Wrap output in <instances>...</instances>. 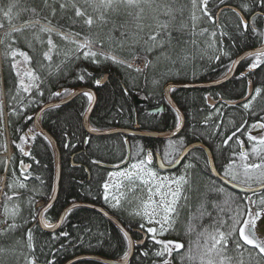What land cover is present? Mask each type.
<instances>
[{"label": "trees", "instance_id": "obj_1", "mask_svg": "<svg viewBox=\"0 0 264 264\" xmlns=\"http://www.w3.org/2000/svg\"><path fill=\"white\" fill-rule=\"evenodd\" d=\"M245 0H226L225 4H220V0H209L208 9L216 17L220 25L224 26V31L229 33L223 38L222 47L230 55L222 56L219 61L214 59L217 54L215 48L221 47L217 41L215 48H209L210 37L208 34L195 37L196 43L193 45L189 41L193 39L192 32V3L191 0H156L161 6L167 5L173 10V17L165 16L161 9L145 7L143 18L136 21L127 13L135 11L121 8L119 12L111 11L104 13V20H100V13L93 10L85 0H0V67L2 68L3 82L0 81V99L5 97L7 111L3 105V119L0 125V150L6 148V126L8 127L12 154L8 167V188L2 201V220L5 221L4 205H8V215L11 216L14 205L19 204V215L15 219L18 225L15 231L7 234H0V264H27V260L34 255L38 264H63L66 260L83 253L98 254L108 258H120L128 251L129 245L124 237V232L101 212L88 207L76 206L71 213H67L63 222L54 230L45 229L32 219L36 209L40 206V201H48L53 192L55 156L53 147L49 139H46L41 132L34 129L35 139L25 136L28 129L34 128L33 120H27V116L34 115L36 111L47 101L68 95L75 88L85 85L96 90L97 100L91 112L90 122L98 129H107L116 126L133 127L139 123L140 128L147 130H167L174 128L177 124V112L164 96V86L169 81L188 82L206 81L223 76L232 60L243 50L261 44L262 38L252 37L251 31L244 33L238 30L239 23L236 16L228 11L229 7L223 8L217 16L218 10L226 4L237 6ZM61 4H65L62 9ZM75 4L82 10H86L88 15L93 17L94 23L91 27L85 24V18L75 15ZM11 8L10 19L3 13ZM35 10V12H33ZM53 10L55 14H53ZM255 12H258L254 14ZM259 7L254 9V13H244L249 22L255 16L256 28L264 31V16ZM254 14V15H252ZM196 15L201 18L197 21L196 31L208 29V32L215 30V25L210 23L207 17H203L197 9ZM169 20L170 29L173 36V47L154 49L147 53V59L153 61V66L147 67L143 71H136L125 64H115L110 60L99 59L93 62L85 59L83 50L80 53L73 52V45L69 42L72 39H80L83 42L84 36L99 37L101 45L93 48L94 51H102L116 55L119 59L145 56L143 51V37L148 31H136V24L154 26L156 18ZM53 29L52 39L56 49L52 52V61H45L42 58L44 51H47V33H39V29L34 30L39 33L40 38L45 41L42 45L34 39V31L26 30L22 33H13L6 37L13 28H21L25 22L35 23ZM187 27L181 30V25ZM123 26V27H121ZM127 31L124 47H119L116 41L124 39L121 32ZM60 32L69 36V40L55 35ZM78 33L79 37L70 34ZM111 37V39H109ZM29 42L31 47H29ZM11 43L13 48L25 51L33 57L30 65L41 77L40 96L36 89L32 93H17L16 86L18 78L16 70L11 67L12 60L5 56V44ZM171 56L174 63L166 59ZM77 56L79 58H77ZM187 56L188 59H184ZM22 58L17 57L20 61ZM253 57H247L240 65L245 68L252 62ZM40 64H44L43 69ZM50 64V66H49ZM21 68V66L19 65ZM86 70L90 75H86L83 81L78 77ZM108 74V79L97 85L103 74ZM253 82L254 88L264 86V66L248 75ZM248 78L240 76L232 77L227 82L214 87H175L172 95L185 115V124L181 132L174 138H154L144 136H126L123 133H112L102 135L89 134L82 125V118L90 103L83 93L76 96L71 101L49 107L41 116L43 126L48 129L56 138L61 151V180L58 196L55 202L45 212V217L51 221L57 220L61 211L73 201H85L97 203L101 198L100 183L106 178L107 169L99 162L109 165H117L124 161L128 154V137L130 143V161L144 159L146 154L157 151L165 162L166 147L169 140H183L184 147L193 141H202L211 149L216 166L220 173L224 175V166L233 157V153L240 151V145L236 143L234 137L229 141L228 146L223 145V140L227 139L232 132L245 124L244 129L237 133L242 140L246 151L251 150V144L247 139L248 127L257 121L264 123V98H258L255 104L256 114L252 115V110L245 111L243 103H230L223 107L219 114H211L212 106L206 99L207 94L212 91L216 96L221 95L223 101L236 100L248 93ZM156 81V83H153ZM27 82V81H26ZM68 89V93L63 90ZM60 92L59 97L52 93ZM136 94L142 99L137 102ZM0 103L3 102L0 100ZM163 106L158 112L151 111L154 108ZM15 109V115L11 114ZM211 116V117H210ZM5 117L7 123L5 125ZM210 117V119H209ZM220 125L217 130L216 125ZM252 132L255 131L252 129ZM88 138L87 143H85ZM15 141V145L13 143ZM69 145L65 147V145ZM17 145L19 147H17ZM183 147V148H184ZM30 151V155H24L20 149ZM181 148V150L183 149ZM81 150V151H79ZM180 150V152H181ZM171 151V149H169ZM71 156L78 165L73 164ZM191 158L192 167L188 168V184L185 185V195L189 196L187 205L181 201L178 207V215L169 231L164 235V239L173 240L184 245L178 251L172 253V259L176 264H194L187 259V252L190 245L195 254V241L198 233L204 227L212 224L213 219L218 214V209L211 204L204 205V209L212 215H204L198 219L201 211L203 199L201 193L208 192L207 199L215 201L221 206L229 198H239L241 205L247 204L245 197H252L258 200L264 191L245 193L233 189L225 184L221 179L214 176L208 168L206 152L201 147L193 148L187 158ZM177 158V157H176ZM5 157H0V169L4 168ZM21 162L30 165L26 169H21ZM258 162V161H257ZM153 168H157L155 162H151ZM239 175L235 182L245 180L243 170H237ZM15 173V175L13 174ZM23 183L24 188L19 184ZM12 187H9V185ZM241 184V183H240ZM216 188H223L224 192L215 191ZM16 193V195H13ZM7 197H12L7 201ZM32 204H29V201ZM249 207H254L249 205ZM227 220L228 214L221 216ZM125 227L134 236H139L137 232H132V225L144 224L142 219L126 217L120 219ZM8 223L13 221L9 219ZM194 230L189 231V227ZM6 225L2 228L4 229ZM32 229V243L35 251L28 248L27 232ZM67 232L68 236L60 234ZM53 236L57 237L53 239ZM231 247V245H230ZM251 246H249L250 248ZM159 248L152 240L148 244L136 246L132 256L125 264H155L166 258L157 257L153 253ZM258 251V250H257ZM148 252V256L142 255ZM233 255L235 253H232ZM256 251L253 252V256ZM183 257V259H182ZM247 257V253H245ZM71 264H109L97 258H81Z\"/></svg>", "mask_w": 264, "mask_h": 264}, {"label": "snow or ice", "instance_id": "obj_2", "mask_svg": "<svg viewBox=\"0 0 264 264\" xmlns=\"http://www.w3.org/2000/svg\"><path fill=\"white\" fill-rule=\"evenodd\" d=\"M85 3L93 8L94 11L99 12L100 20H104V13L113 12L117 13L121 8L123 9H131L135 11H129L127 14L132 16L136 21H140L143 18L145 7L155 9H161L163 7V11L161 14L174 18L173 10L167 6L156 3V0H85ZM192 3V32L191 35L193 39L189 41L193 45L196 43L195 37L203 36L208 34L210 37V42L208 44L209 48H215L217 41L221 44V47L215 48L217 54L214 56V59L219 61L222 56H229L230 53L222 47L223 38L228 36L229 33L224 31V26L219 24V21L216 17H214L208 9L209 0H191ZM226 0H220V4H225ZM60 7L63 9L65 4H61ZM75 8V15L80 18H85V24L91 27L94 23L93 17L88 15L86 10H82L80 7H77L73 4ZM259 7L262 12H264V0H245V2L240 3L235 7H229L228 11L232 12L239 23L236 25L238 30H242L244 33H248L251 31L252 37H260L262 38L261 47L255 49L254 51H250L246 53V56L253 57L252 62L248 64L246 70L240 73V78H245L255 70L259 69L261 66H264V31H258L255 23V16L252 18V22L250 23L248 19L245 18L244 13H254V9ZM199 9L201 15L203 17H207L208 21L215 25V30L212 32H208V29H202L197 32L195 29L197 27V21L201 18L196 15V11ZM11 8L8 11H5L3 15L5 17H9L10 19ZM35 12V10H33ZM53 14L55 11L53 10ZM4 25L0 24V28ZM123 27V26H121ZM148 28V31L145 33L143 37L140 39L144 42L143 51L145 53V67L153 66V61L147 59V53L152 52L154 49H163L165 47L172 48L173 47V36L172 31L170 29V21L169 20H160L158 17L156 18V23L154 26L148 25L145 26L141 23L136 24L137 32H144L145 28ZM187 25H181V30L185 29ZM39 29V33H47L48 39L46 41L47 51H44L42 54V58L45 61H52V52L56 49V45L53 42L52 35L53 29L49 27H45L39 24V20L37 19L35 23L25 22L21 28H13L11 32L5 33L6 37H11L13 33H22L26 30L34 31ZM39 33L34 31V39L39 41L42 45L45 43L40 38ZM55 35L61 36L65 40H69L68 35H64L60 32H56ZM73 36L79 37L78 33L70 34ZM129 36L127 31L121 32L120 41H116L119 47H124L126 43V38ZM111 39V37L109 38ZM69 42L73 45V52L80 53L83 50V56L85 59H90L93 62H99L100 58L103 60H110L112 63L124 65L125 61L119 59L116 55L111 53H104L102 51H94L93 48L97 45H101L103 42L99 37L92 36H84L83 42L80 39H72ZM3 43V41H0ZM29 47H31V43L29 42ZM5 56L10 57L12 60L11 67L16 70V76L18 78V83L16 86L17 93H29L31 94L33 89H36V92L42 96L43 92L40 90V85L42 83L41 77L37 74V71L34 70L30 65L33 63V57L29 56V54L25 51H21L19 49L13 48L11 43L5 44ZM133 58H138L135 53H131ZM17 57L22 58V64L24 65L23 70L19 65L21 61L17 60ZM77 58H79L77 56ZM166 59L171 62H175L172 60L171 56H165ZM184 59H188L187 56ZM240 61H232V64H238ZM50 66V64H49ZM45 67L44 64H40V68L43 69ZM127 67L131 68V64H127ZM136 71H141V69H136ZM232 72V68H228V72L225 73V76L228 73ZM86 75H90L86 70L79 75L78 79L83 81ZM27 81V82H26ZM97 85L100 84V81L97 80L95 82ZM156 83V81H153ZM252 80H248V93L245 94L244 99L246 102L242 104V107L245 111L252 110L251 114L255 115V104L258 98H264V86L256 87L254 89V94L252 91ZM65 93H68V89L63 90ZM53 96L59 97L61 95L60 92L52 93ZM84 96L87 97L89 103H91L94 99V93L85 91L83 93ZM251 97L250 99L248 97ZM206 99H209L206 96ZM54 107H58L59 105H52ZM86 111H90V109H86ZM220 109H216V112L219 114ZM260 111H264V109H260ZM13 115L17 114L16 110L13 109ZM3 119V104L0 103V125H2ZM27 120H32V116H27ZM210 119V117H209ZM182 117L179 112H177V127L181 126ZM247 122L245 121V124ZM245 124H241L240 128H237L236 131L232 132L231 135L227 137V139L223 140V145L228 146L229 141H232L233 138H236V143L240 145V151L238 153H233L232 159H230L229 163L224 166V176L229 178L230 181H236L238 179V169L243 170V175L245 180L240 181L241 184L246 185L242 190L245 192H252L253 195L256 194L257 190L264 191V136L257 137L256 135H252V129L261 128L264 129V123L257 121L248 127L247 139L251 144V150L246 151L243 149V141L239 139L237 133L241 132L244 129ZM217 130H219L220 125H216ZM95 131V130H93ZM27 136H32L35 139L34 128L28 129V132L25 133L24 137L20 139H25ZM48 139L47 137H45ZM15 145V141H13ZM69 145H65L68 147ZM17 147H19L17 145ZM184 147L183 140H169L168 146L166 147L164 158L167 159L168 163L177 162L176 157L179 156L181 148ZM171 149V151H169ZM24 155H30V151H25L24 149H20ZM153 159V154L149 151L144 159L138 160L137 163L131 165V169L136 170L135 173L131 171L127 172H119V173H109V176H124L131 183L136 177L147 175L150 180H145L144 183L148 184L151 181H157V176L154 171L151 170L148 165H151ZM258 161V162H257ZM5 165L7 161L3 162ZM30 167V165H24L21 162V169H26ZM192 167V165H185V169ZM212 171L215 172V168L213 166ZM15 175V173H13ZM217 175H219L217 173ZM188 184V180L185 175H181L179 177H174L169 180L168 177H164L162 181L156 182L153 188H149V196L147 200H141L140 204L137 206V209H134L132 213L133 216H139L141 219L147 221L148 225H157V226H145V224H140L141 229H145L146 233L151 234V240L154 245H158L159 248L153 253V255L157 257H165L171 256L174 251H178L184 247L183 244L178 243L172 240H164L158 237L163 236L169 229L172 224L175 222V217L178 215V205L181 200L185 201V206L189 200V196L185 195V185ZM256 185L257 187H254ZM9 187H12L10 184ZM20 188H24L25 185L23 183L19 184ZM105 190L104 199L106 202L108 201V189L109 183L106 181L103 186ZM213 189H209L207 192L201 193L203 202L201 208L204 209V205L211 204L213 208L218 209V214L216 218L213 219L211 225L204 227L203 231L198 233L197 240L195 241V254L193 253V248L190 245L189 250L187 252V259L190 262H194V264H264V239H258L256 236V226L257 222L261 219L262 214H264V195H262L258 200L253 199L252 197H245L248 201L247 204L241 205L238 200L239 198L229 197L223 202V206L218 204L215 201H209L207 199L208 192ZM217 192H224L223 188H216ZM16 195V193H13ZM154 196H158L159 199H153ZM7 201H11L12 197H7ZM115 199V203L112 205L113 207L120 206V200L118 198ZM29 204H32V201H29ZM249 205H253L254 207H249ZM51 205H42L36 209L35 214L32 216V219L39 223L42 227L49 230H54L57 225H54L49 222L48 219L45 218L44 213L47 212L48 208ZM72 208H68L65 210L66 213H71ZM5 212V224L6 227L0 230V234H7L9 231H15L18 225L14 222L16 217L19 215V204L14 205L12 209L11 216L8 215V205L5 203L4 205ZM228 214V219L224 220L221 218L223 214ZM204 215H208L211 217V213L207 212L206 209L201 211L198 219H202ZM11 219L13 222L8 223L7 221ZM64 217L61 216L60 220L63 222ZM194 229L190 226L189 231H193ZM124 237L128 242L129 247L132 246L131 238L129 237L128 231H124ZM61 236H68L67 232H63L60 234ZM57 237L53 236V239ZM27 240H28V248L31 251H35L34 245L32 243V229H29L27 232ZM137 243H143V241H138ZM231 245V247H230ZM249 246H251L249 248ZM258 250V251H257ZM3 251V249H0ZM256 251V255L253 256V252ZM232 253H235L234 255ZM245 253H247V257H245ZM142 255L148 256V252H143ZM128 253L125 252L124 257L127 258ZM183 259V257H182ZM27 264H38L37 258L33 255L31 259L27 260ZM48 264H54V261H49ZM161 264H170L168 259H163Z\"/></svg>", "mask_w": 264, "mask_h": 264}, {"label": "water", "instance_id": "obj_3", "mask_svg": "<svg viewBox=\"0 0 264 264\" xmlns=\"http://www.w3.org/2000/svg\"><path fill=\"white\" fill-rule=\"evenodd\" d=\"M226 7H235L234 5H223L217 13V16L219 15L220 11L223 8ZM264 14V12H263ZM253 15V14H252ZM245 18L247 19V17L245 16ZM261 44L255 47H251L248 48L246 50H243L241 53H239L234 61H242L243 59H245L246 53L250 52V51H254L257 48H260ZM239 64V63H238ZM238 64H232L231 68H232V72L228 73L227 76H222L220 78L217 79H213V80H206V81H188V82H168L165 86H164V94L166 97V100L168 101V103L170 105H172V107H174V109L179 112L180 116L182 117L181 120V126L178 128L177 126H175L174 128L171 129H167V130H143L140 128L139 123H136L133 127H122V126H116V127H112V128H107V129H103V130H95L91 129L89 126V119H90V115L91 112L95 106L96 100H97V94L94 88L89 87V86H79L77 88H75L71 93H69L68 95H66L65 97L58 99V100H51L48 101L46 103H44L35 113L34 115V123L35 126L43 133L47 136V138L50 140L51 145L53 147V151H54V156H55V173H54V186H53V192L51 197L48 199L47 202L45 201H40L37 205L38 206H42V205H52L57 196H58V192H59V188H60V180H61V154H60V149H59V145L58 142L56 140V138L49 132L48 129H46L42 122H41V115L42 113L48 109L49 107H52V105H62L65 104L69 101H71L72 99H74L76 96H78L81 93H84L85 91L94 93L95 99L91 102V104L89 105L88 109H90V111H86V113L83 116V122H84V126L85 128L88 130V132L92 133V134H112V133H125V134H135L138 136H144V137H154V138H170V137H174L176 136L181 129L184 126L185 123V115L182 111V109L180 108V106L178 105V103L176 102V100L174 99L173 95H172V89L175 87H203V88H208V87H213V86H218L222 83H225L226 81H228L236 72ZM108 78V75L105 74L104 76H102L100 78V84L104 83ZM253 86V85H252ZM252 91H253V87H252ZM209 97V102L211 104H215L217 102V100H215L214 98H212L211 96ZM250 97V96H249ZM248 97V98H249ZM136 100L137 102H142V99L136 94ZM246 101L244 99V97L233 100V101H227L228 103H241ZM162 105L152 109L151 111L153 112H157L160 111L162 109ZM260 128H256L255 130H258ZM128 144V154H127V158L126 160H124L123 162L119 163L118 165H114L112 167H122L124 165H126L129 162V158H130V143L129 141L127 142ZM196 147H201L203 148L209 158V162H210V168L212 171V168L214 166L215 168V172L212 171L213 175L218 177L219 179H221L225 184H227L228 186L232 187L235 190L241 191V192H245L242 189L246 186V185H242L239 184L237 182L234 181H230L229 178H226L224 175H222L218 168L216 167L215 161H214V157L212 154L211 149L202 141H193L190 142L189 144H187L181 151V153L179 154V156L177 157V162L175 163H171V164H166L162 157L160 156L159 153L156 154L157 157V163L160 169L166 170V169H174L176 167H178L180 165V163L182 162V160L184 159V157L188 154L189 151H191L193 148ZM217 173L219 175H217ZM254 187H257L256 185ZM259 191V190H257ZM245 193H250V192H245ZM76 206H88L91 207L95 210H98L99 212H101L102 214H104L105 216H107L110 220H112L123 232L125 230L128 231L129 237L131 238L132 241V246L129 248V252H128V256L127 258L123 257V258H108V257H104L98 254H92V253H83V254H79L76 255L68 260H66L63 264H71L72 262L79 260L81 258H97L100 260H103L105 262H108L109 264H125L127 262V260L132 256L134 249H135V241L133 239V236L131 234V232L124 226V224L122 223V221L113 213H111L107 208L95 204V203H91V202H85V201H73L72 203L68 204L59 214L58 219L56 220V224L57 227L62 223L60 218L61 216L65 217L66 216V212L65 210L68 208H73ZM56 227V228H57ZM139 241H143L139 240ZM140 244V243H138Z\"/></svg>", "mask_w": 264, "mask_h": 264}, {"label": "rangeland", "instance_id": "obj_4", "mask_svg": "<svg viewBox=\"0 0 264 264\" xmlns=\"http://www.w3.org/2000/svg\"><path fill=\"white\" fill-rule=\"evenodd\" d=\"M20 61H21L20 66H21V71H22L24 68V65L22 64V59ZM251 134L256 135L257 137L264 136L263 131L257 132V133L252 132ZM147 167H150V166H147ZM151 170L156 173V176L158 178L157 181H151L150 183L145 184L144 181L150 180V178L147 175H142L140 177L135 178L131 183L129 182V180L126 181L125 184L122 186V188L118 190L117 193L119 197L122 200H125L127 202L128 204L127 210L129 212L133 211L134 209H137V206L140 204L141 200H147L149 196V188L154 189V185L156 182L162 181L164 177H168L169 180H171L174 177H179L181 175H184L183 170H180L179 172H166V171H162L159 169L157 170L153 168H151ZM127 171H132V169L123 168L121 172H127ZM153 199H159V197L154 196ZM181 201L179 202V205ZM149 226H157V225H149ZM255 232H256V236L258 239H264V214H262L261 219L257 222ZM158 238L164 239L163 236L158 237ZM164 240H168V239H164ZM164 259H168L170 261V264H176L172 259V254L171 256H167ZM162 260L156 262L155 264H161Z\"/></svg>", "mask_w": 264, "mask_h": 264}, {"label": "flooded vegetation", "instance_id": "obj_5", "mask_svg": "<svg viewBox=\"0 0 264 264\" xmlns=\"http://www.w3.org/2000/svg\"><path fill=\"white\" fill-rule=\"evenodd\" d=\"M247 58V57H246ZM245 58V59H246ZM245 59H243V60H245ZM242 72V70H240V69H237L236 70V72H235V74L232 76V77H234V76H236V77H238V76H240V73ZM231 77V78H232ZM230 78V79H231ZM247 78L248 79H250L249 78V76H247ZM229 79V80H230ZM227 82V81H226ZM223 84V83H222ZM221 85V84H220ZM252 85H253V83H252ZM219 86V85H218ZM214 87H217V86H213V87H208V88H214ZM253 87V94H254V86H252ZM249 91V90H248ZM215 93V92H214ZM212 91H210L208 94H207V96H209V95H211L214 99H216L217 100V102L215 103V104H211L209 101V103L212 105V106H214V107H209V109H211L212 111H211V114H218L217 112H216V109H220L221 111L223 110V107L226 105L224 102H226V101H223L222 100V97H221V95H218V96H216L215 94H214ZM251 97H249V99H250ZM208 100V99H207ZM244 102H246V101H244ZM243 102V103H244ZM162 109H163V107H162ZM161 109V110H162ZM160 110V111H161ZM220 111V112H221ZM158 112V111H157ZM211 117V116H210ZM182 130V129H181ZM255 132H264V129H258V130H254ZM181 132V131H180ZM179 132V133H180ZM178 133V134H179ZM177 134V135H178ZM176 135V136H177ZM175 137V136H174ZM174 137H170V138H174ZM243 149L245 150V147H243ZM190 152V151H189ZM189 152H188V154H189ZM206 152V151H205ZM157 153H159V152H157V151H154V152H152V154H153V159H152V161L153 162H155L156 163V165H157V168H158V163H157V157H156V154ZM160 154V153H159ZM188 154L184 157V159L182 160V162L180 163V165L178 166V167H176V168H174V169H172V170H166V172H179L180 170H183V172H184V175H185V177L187 178L188 177V169L186 170L185 169V165H192V160H191V158H187V156H188ZM206 155H207V153H206ZM213 157H214V155H213ZM177 159V158H176ZM207 159H208V168L210 169V171H211V168H210V162H209V158H208V155H207ZM164 161V160H163ZM214 161H215V159H214ZM165 162V161H164ZM166 164H171V163H168V162H165ZM150 167H151V165H150ZM212 173V172H211ZM113 198H118L119 200H120V206H117V207H113L112 205L116 202L115 201V199H113ZM127 207H128V204H127V202L126 201H122V199L119 197V195L118 194H115L114 196H112V197H108V201H107V203H106V205H105V208H107L111 213H113L114 215H116L119 219H125L126 217H134L133 215H131L130 213H132L133 211H131V212H129L128 210H127ZM136 217H138L139 218V216H136ZM108 218V217H107ZM142 221H143V223L145 224V226L147 227V226H149L148 224H147V221L146 220H144V219H142ZM113 222V221H112ZM120 229V228H119ZM131 229H132V232H137L138 233V235L139 236H134L133 234V239H134V241H135V247L136 246H140L137 242L139 241V240H142L143 239V237H144V235L140 232V224H138V225H132V227H131ZM131 232V231H130ZM142 234V235H141Z\"/></svg>", "mask_w": 264, "mask_h": 264}, {"label": "bare ground", "instance_id": "obj_6", "mask_svg": "<svg viewBox=\"0 0 264 264\" xmlns=\"http://www.w3.org/2000/svg\"><path fill=\"white\" fill-rule=\"evenodd\" d=\"M256 13H258V12H255L254 14H256ZM259 13H261V14H263V12H259ZM253 14V15H254ZM263 16H264V14H263ZM137 57L138 58H133V57H131V58H124V59H122L123 61H125V65L127 66V64H131L132 65V67L131 68H133L134 70H136V69H141V71H143V70H145L146 69V67H145V60H144V57H142V56H139V55H137ZM248 57V56H247ZM235 59V58H234ZM234 59L232 60V61H234ZM244 60H242V61H240V63L238 64V67H237V69H240V70H242V72H244L245 70H246V68L247 67H245V68H240V65H241V63L243 62ZM232 66V63H231V65L229 66V67H231ZM227 72H228V70H227ZM0 74H2V68L0 67ZM105 74H107V73H105ZM105 74H103L102 76H104ZM108 75V74H107ZM225 75V74H224ZM223 75V76H224ZM101 76V77H102ZM222 77V76H221ZM220 78V77H219ZM108 79V78H107ZM215 79H217V78H215ZM211 80H213V79H211ZM0 81L1 82H3V77H2V75H1V77H0ZM169 82H173V81H169ZM103 84V83H102ZM96 91V90H95ZM164 96H165V94H164ZM245 97V96H244ZM62 98V97H61ZM61 98H57V99H52V100H58V99H61ZM166 98V97H165ZM2 102H3V105H4V108H5V110L7 111V107H6V100H5V97H2L1 99H0ZM49 101H51V100H49ZM228 101H233V100H228ZM48 102V101H47ZM46 103V102H45ZM225 104H230V103H228V102H224ZM232 103V102H231ZM241 103H243V102H241ZM172 106V105H171ZM86 113V112H85ZM84 113V114H85ZM184 113V112H183ZM84 116V115H83ZM91 116V115H90ZM34 119V118H33ZM6 123H7V118L5 117V125H6ZM33 123H34V120H33ZM185 124V123H184ZM82 125H83V127L85 128V126H84V122H83V118H82ZM34 129L35 130H37L38 132H41L36 126H35V123H34ZM89 126H90V128L91 129H94V130H103V129H98L96 126H94L91 122H90V119H89ZM176 126H177V124H176ZM6 128V127H5ZM141 129H143V128H141ZM85 130L88 132V130L85 128ZM143 130H147V129H143ZM50 132V131H49ZM42 133V132H41ZM51 133V132H50ZM89 134H91V135H102V134H92V133H90V132H88ZM43 134V133H42ZM44 136H46L45 134H43ZM124 135H126V136H134L135 134H125L124 133ZM47 137V136H46ZM50 141V140H49ZM87 141H88V138H86V140H85V143H87ZM129 141V139H128V137L126 138V142H128ZM197 141H199V140H197ZM204 143V142H203ZM208 146V145H207ZM59 149H60V147H59ZM79 151H81V150H79ZM60 154H61V151H60ZM71 158H72V161H73V164H77L78 165V162H76V161H74V156H71ZM126 158H127V156H126ZM126 158L124 159V160H126ZM129 161H130V158H129ZM99 164H101L102 166H104L106 169H107V174L108 173H116L118 170H119V168H117V167H112V166H114V165H109V164H107V163H103V162H99ZM216 164V163H215ZM118 165V164H117ZM217 167V166H216ZM61 171H62V168H61ZM212 172V171H211ZM220 172V171H219ZM213 174V173H212ZM222 174V173H221ZM109 176V175H108ZM110 178H111V176H109ZM218 178V177H217ZM106 181L105 180H102V182L100 183V193H99V195H101V198H102V200L100 199L99 200V202H97L96 204H98V205H101V206H103V207H105V205H106V200L104 199V196H105V193H104V188L102 187L103 186V184L105 183ZM108 195L110 196V197H112V196H114L115 195V191L114 190H112L111 188H109L108 189ZM122 201H125V200H122ZM72 203V202H71ZM70 204V203H69ZM135 218H138V217H136V216H134ZM65 218V217H64ZM47 219V218H46ZM64 220V219H63ZM49 222L50 223H52L50 220H49ZM140 224H142V223H140ZM140 232L144 235V237H143V243H140L139 245L141 246V245H145V244H148V241H150L151 240V234H147L146 233V227H145V229H140ZM132 234V233H131ZM141 234V235H142ZM133 236V235H132ZM130 248V247H129ZM129 252V249H128V251H127V253Z\"/></svg>", "mask_w": 264, "mask_h": 264}, {"label": "built area", "instance_id": "obj_7", "mask_svg": "<svg viewBox=\"0 0 264 264\" xmlns=\"http://www.w3.org/2000/svg\"><path fill=\"white\" fill-rule=\"evenodd\" d=\"M10 152H11V149H10L9 140H8V151L4 153H0V155L9 156ZM6 188H7V168H5L4 170H0V211H1V202L4 197ZM0 217H1V213H0ZM4 224H5L4 222H0V229L2 228Z\"/></svg>", "mask_w": 264, "mask_h": 264}]
</instances>
